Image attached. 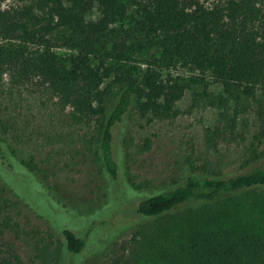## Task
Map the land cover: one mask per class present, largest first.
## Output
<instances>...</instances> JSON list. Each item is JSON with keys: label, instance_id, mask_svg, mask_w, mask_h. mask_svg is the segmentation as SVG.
<instances>
[{"label": "trees", "instance_id": "16d2710c", "mask_svg": "<svg viewBox=\"0 0 264 264\" xmlns=\"http://www.w3.org/2000/svg\"><path fill=\"white\" fill-rule=\"evenodd\" d=\"M12 1L0 0V264H82L66 217L95 224L131 199L136 219L93 235L106 264H264V0ZM199 86L190 109L216 123L168 172L135 174L155 140L137 147L127 129L177 119ZM77 166L95 195L83 213L50 179Z\"/></svg>", "mask_w": 264, "mask_h": 264}, {"label": "rangeland", "instance_id": "374dc122", "mask_svg": "<svg viewBox=\"0 0 264 264\" xmlns=\"http://www.w3.org/2000/svg\"><path fill=\"white\" fill-rule=\"evenodd\" d=\"M13 4L14 2L12 0H3V7H9ZM99 18L100 11L98 6L95 5L93 10L87 14V19L88 21L93 22ZM156 56L157 53L152 52L140 57V60L154 59ZM171 74L174 76L190 77V73L180 66L171 70ZM207 86L210 90H218L216 85H214L210 79L207 81ZM203 89H205V86L193 87L191 90L187 91L184 99L178 105L182 114L177 117V119L166 122H148L149 120L136 119L134 126H130V128L127 129L132 131L131 137L133 138L134 145L137 147H141L142 143H144L147 138L155 140L152 150L144 156L149 162L144 168H141V165L138 166L136 168L137 173L135 174L156 177L164 172H168L169 165L174 164L176 161H181L184 153L189 149L187 143L191 141L192 138H194L195 141H198L204 127L213 126L216 123V110L190 109L193 93L196 91H202ZM144 157L142 156V160ZM82 170L83 169H80V166L75 168L63 167L53 169L50 179L56 188L62 187L68 189L69 196H72L71 202L74 203L81 197L82 200L80 199L74 204L78 207L75 206L74 208H82L80 212L83 213V203L85 202V200L83 202V198L86 196L93 198L95 195H91L90 189L87 188L90 182L89 172L84 171L82 173ZM24 192L38 201L34 200L35 205H38L39 208L42 206L45 211H48L46 203L39 198L37 199V196H33L32 187L26 189ZM135 203L136 202H133L132 199L126 201L121 209L116 211L110 218H95V224L86 223V225H83V221H80L82 218H80V215L77 216L76 214L66 217L67 222L73 227L76 226L74 230L82 236L87 243V249L79 259L82 264L107 263L108 250L105 247L95 250V246L93 245V235H98V243H101L100 235L104 233L106 229L110 227H120L132 219H136L132 211V207L135 206ZM50 216H56V213L54 215L50 213ZM72 260L71 262L75 263L74 259Z\"/></svg>", "mask_w": 264, "mask_h": 264}]
</instances>
